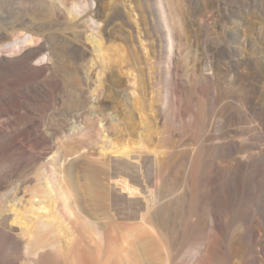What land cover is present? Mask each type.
<instances>
[{"label":"bare ground","instance_id":"bare-ground-1","mask_svg":"<svg viewBox=\"0 0 264 264\" xmlns=\"http://www.w3.org/2000/svg\"><path fill=\"white\" fill-rule=\"evenodd\" d=\"M160 3L164 14L161 23L167 31L165 35L154 31L160 42L168 43L166 53L158 58L155 74L159 88L154 92L157 101L150 105L149 117L154 120L155 129L158 122L167 117L170 119L164 125L169 128L159 132H154V128L143 119L147 103L137 97L139 76L128 70L131 81L124 86L111 75H106L103 66V37L117 33L112 26L115 20H121L132 33L141 34L126 9H122L120 0H49V6L38 18L2 17L7 24H0V262H162L150 246L137 240V230H116L117 227H130L128 223L108 221L105 224L108 231L105 232L99 223L87 217V195L82 193L74 165H71L74 159L85 158L91 166L120 168L122 175L112 184L115 196L126 203L151 196L149 213L157 211L161 214L168 208L173 215L182 198L190 199L193 206L198 192L200 150L205 151L204 136L209 140L221 130H214L213 123L207 126L202 101L194 110L192 94L184 105L179 102L178 82H171L173 70L170 67L176 64L179 39L185 35L184 3L183 0H163ZM91 4L97 8L91 9ZM54 21L62 22L71 31L66 36L44 32ZM118 32L127 43L130 42L131 33ZM241 43L246 47V38ZM87 48L92 50L93 57H89ZM131 49L137 62L134 46ZM67 50L73 51L76 58H69ZM76 59L83 63L72 66V60ZM126 66L131 64L127 62ZM211 68L212 64L207 63L206 70ZM109 92L123 98L129 110H138L142 132L137 140L115 110ZM165 93L168 96L163 99ZM132 96L136 98L132 100ZM59 98L63 103L69 99L73 102V106L64 112L63 117L70 118H66L62 130L52 129L47 120L38 118L50 117V105ZM178 109L188 118L185 124L180 122L179 135H188L192 141L188 147L196 152L182 181L176 168L178 155L174 157V145L168 146V157L159 155L160 146H146L154 134L158 136L159 144L175 134L174 124L181 120ZM26 155L30 156L27 160ZM168 158L171 164L167 163ZM165 167L171 178L167 177ZM30 171L33 176L28 178ZM166 179H170L167 188L164 186ZM214 218L215 215L211 214L198 224L211 236L216 229ZM6 248L16 250L19 258L7 255Z\"/></svg>","mask_w":264,"mask_h":264},{"label":"rangeland","instance_id":"rangeland-1","mask_svg":"<svg viewBox=\"0 0 264 264\" xmlns=\"http://www.w3.org/2000/svg\"><path fill=\"white\" fill-rule=\"evenodd\" d=\"M120 1L122 9H126L141 34L132 33L119 19L114 21L112 26L117 33L103 37L106 75H111L124 86L131 81L128 74L138 75L137 97L147 103L143 119L154 128V132L168 129L164 125L169 123V117L158 122L156 129L154 120L149 117L150 105L157 101L154 92L159 88L155 74L158 58L166 53L168 43L160 42L154 31L159 35H165L167 31L161 23L164 14L160 1L163 0ZM183 3L186 30L179 39L176 64L170 67L173 70L171 82H178V87L174 85V88L180 93L182 105L192 94L194 110L202 101L207 126L213 123L214 130H221L209 140L204 136L205 151L200 150L197 198L193 206L190 199L179 200L173 215L168 208L161 214L157 211L149 213L151 196L127 203L115 196L112 184L122 175L120 168L91 166L85 158H77L71 165H74L82 193L87 195V217L99 223L105 232L108 231L105 225L108 221L128 223L130 227H117L116 230H137V240L150 246L162 260L158 264H264V0H183ZM47 6L49 0H0V18H38ZM96 8L97 5L91 4V9ZM0 20L1 25L7 24V20ZM121 30L131 33L129 43L120 36L118 31ZM70 31L62 22L54 21L44 32L66 36ZM244 38L246 47L241 43ZM131 46H134L137 62L131 55ZM87 49L89 57H93L92 50ZM67 54L71 59L76 58L73 51L67 50ZM127 62L130 67L126 66ZM76 63L83 61L72 60V66ZM207 63L212 64L210 70H206ZM108 94L113 97L115 110L137 140L142 132L138 110H129L123 98L113 92ZM167 96L165 93L163 99ZM135 98L132 96V100ZM72 106V99L63 103L59 98L50 105V117L38 118L47 120L52 129L62 130L66 118H70L63 117L64 112ZM177 111L181 120L174 124L175 134L162 144L154 134L146 146H160L159 155L168 157L167 148L174 145V157L178 155L176 168L182 181L196 152L188 147L192 144L190 137L179 135L180 122L185 124L188 118L180 109ZM225 117L230 118L224 120ZM29 157L26 155V160ZM169 159L167 163L171 164ZM165 171L171 178L167 167ZM28 175V178L33 176L31 171ZM169 182L170 179H166L165 188ZM211 214L215 215L216 228L212 236L198 225ZM5 253L19 258L16 250L6 248ZM10 261H1L0 264ZM129 264H133L132 260Z\"/></svg>","mask_w":264,"mask_h":264}]
</instances>
